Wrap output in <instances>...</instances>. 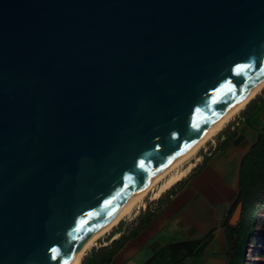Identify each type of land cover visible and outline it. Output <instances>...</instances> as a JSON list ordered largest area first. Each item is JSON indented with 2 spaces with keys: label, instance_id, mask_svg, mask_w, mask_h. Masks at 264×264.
I'll list each match as a JSON object with an SVG mask.
<instances>
[{
  "label": "water",
  "instance_id": "water-1",
  "mask_svg": "<svg viewBox=\"0 0 264 264\" xmlns=\"http://www.w3.org/2000/svg\"><path fill=\"white\" fill-rule=\"evenodd\" d=\"M263 77L264 0H0V264H73Z\"/></svg>",
  "mask_w": 264,
  "mask_h": 264
},
{
  "label": "crops",
  "instance_id": "crops-1",
  "mask_svg": "<svg viewBox=\"0 0 264 264\" xmlns=\"http://www.w3.org/2000/svg\"><path fill=\"white\" fill-rule=\"evenodd\" d=\"M242 120L240 117L236 126ZM229 159L228 162L224 161L227 168ZM218 167L219 163L216 166L211 164L207 168L209 171L204 173L205 169L203 175L201 174V186L213 190V197L210 199L204 198L198 189L199 192L191 186L192 183L179 182L176 184H179L178 187L164 192L158 200H152L153 207L148 205L137 215L127 231L121 227L120 232L115 234L109 243L123 236L130 237L115 255L113 264H144L166 245L196 240H201L196 247L200 252L198 255L187 257L184 264H232L234 249L229 232L224 226L229 211L224 201H228L230 189L225 190V186H229L228 181L222 178L225 169ZM221 191H224L226 196ZM220 203L222 208L218 210ZM147 209L152 213V217L146 224L138 227L137 219ZM133 231L135 234H132Z\"/></svg>",
  "mask_w": 264,
  "mask_h": 264
},
{
  "label": "rangeland",
  "instance_id": "rangeland-1",
  "mask_svg": "<svg viewBox=\"0 0 264 264\" xmlns=\"http://www.w3.org/2000/svg\"><path fill=\"white\" fill-rule=\"evenodd\" d=\"M263 94H264V88L255 96V98ZM243 110H241L239 113L233 116L232 117L233 119L231 118V120L224 126V128L215 137L210 139V141L207 142L205 146H203L198 151V153L196 154V157L200 159L198 162L195 161L196 158L190 160V162L195 163V166L192 168L188 176L185 179H183L182 182H180L181 184L192 183L191 186L196 188V190L198 189L200 191V194L204 198L210 199L211 197H213V190L210 188L204 189L201 186L202 184L201 174L203 175V171H205V169L206 171L204 173H207L209 171V169L207 168L211 164H214V166H216V164L219 163L221 169H225L222 174V178L224 180H227L229 185V186H225V190H227V188L230 189L228 195V201L226 202L224 201V203L228 206V208H230L237 195L239 164L243 156L255 143L258 135L262 132V130L260 129L264 126V108L260 111L259 116L257 117L256 120H254V122L253 120L250 119L247 121L242 120L240 124L236 126L237 122H239V118L241 117V113ZM227 127H229V131L225 132L227 130ZM234 129L237 130L235 138L229 143V145L224 150H220V145L222 141L224 140V138H226L228 132L230 133ZM228 159H229V165L227 168V163H224V161L226 160L228 162ZM257 176L258 177L255 176L251 178V182H250V184L255 186V191L252 196L253 198L250 201L253 210L252 215L248 216V219L250 220L249 225H251V229L249 230L250 232L249 239L247 240L245 246L242 247L243 255L241 256L240 260L236 259L237 264H264V179H262V177H260L259 175ZM219 177L221 179L220 175ZM178 186L179 184L173 187H178ZM173 187L171 189H173ZM171 189L168 191H171ZM218 192L220 193V191ZM221 192L223 193V195L226 194L224 191ZM152 202L154 201L150 199V195L147 196L144 199L145 208H147L148 205L153 207ZM220 206L217 207L218 210L222 208V204ZM145 208L142 207L137 208L136 209L137 214L134 213L130 217H127L122 221H120L123 222L122 228L126 229L127 231V229L130 228V225H133V223L135 222L137 215L142 213L143 210H145ZM228 218L229 217H227V219ZM117 227L118 225L115 226L111 231L115 230ZM110 232L107 235L101 237L96 242V245L93 246V248H98L104 246L105 243H109L107 242V239ZM240 248L241 246L239 245L238 250H240ZM91 249L88 250L87 253L91 251ZM157 264H172V263L170 262L169 257L165 255L161 257L160 261L157 262Z\"/></svg>",
  "mask_w": 264,
  "mask_h": 264
},
{
  "label": "trees",
  "instance_id": "trees-1",
  "mask_svg": "<svg viewBox=\"0 0 264 264\" xmlns=\"http://www.w3.org/2000/svg\"><path fill=\"white\" fill-rule=\"evenodd\" d=\"M263 108L264 95L262 97L259 96L253 99L242 111L241 117L244 121L250 119L254 122ZM260 130H262V132L258 135L255 143L243 156L239 164L237 195L228 211V217H230L236 205L241 203L242 212L240 220L236 227H230L228 225L229 218L224 223L225 228L229 232L231 244L234 249L232 264H237L236 259L240 260L241 256L243 255L242 247L245 246L247 240L249 239V230L251 229V225H249L250 220L248 219V216L252 215L253 210L250 201L253 198L252 196L255 191V186L250 184L251 178L255 176L258 177L257 175H259L262 177V179H264V126ZM227 131H229V127H227L225 132ZM236 133V129L230 133L228 132L226 138H224L220 145V150H224L229 145V143L235 138ZM151 217L152 213H150V211L147 209L144 214L138 217V227L146 224ZM122 225L123 222H120L118 227L110 232L107 242H109L115 234L120 232ZM132 234H135V231H133ZM129 237L130 236H128V238ZM128 238L123 236L119 239L112 240L107 246L91 249V251H89L87 255L83 257L81 264H113L115 255L125 245ZM200 242L201 240H196L166 245L144 264H157L161 257L165 255L169 257L172 264H184V261L187 257L199 254L200 251L196 250V247ZM239 245L241 246L240 250H238ZM183 253L184 255H182Z\"/></svg>",
  "mask_w": 264,
  "mask_h": 264
},
{
  "label": "bare ground",
  "instance_id": "bare-ground-1",
  "mask_svg": "<svg viewBox=\"0 0 264 264\" xmlns=\"http://www.w3.org/2000/svg\"><path fill=\"white\" fill-rule=\"evenodd\" d=\"M264 88V77L255 85L247 94H245L241 100L226 113L213 127H211L205 134H203L188 150H186L178 160L162 171L160 174L147 181L143 187L126 203V205L93 233L87 240L85 245L75 255L73 264H81V259L87 253L88 250L96 245V242L103 236L107 235L115 226L119 224L123 219L130 217L134 213L137 214V208H145L144 199L150 195L151 200H158L161 195L170 190L177 183L185 179L195 163L190 162L191 159L196 158L198 162L200 159L196 157L198 151L205 146L207 142L215 137L224 126L231 120L233 116L245 109L247 104L255 98V96ZM233 119V118H232ZM136 211V212H135Z\"/></svg>",
  "mask_w": 264,
  "mask_h": 264
}]
</instances>
